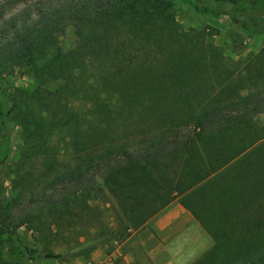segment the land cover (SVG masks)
<instances>
[{"label": "trees", "instance_id": "1", "mask_svg": "<svg viewBox=\"0 0 264 264\" xmlns=\"http://www.w3.org/2000/svg\"><path fill=\"white\" fill-rule=\"evenodd\" d=\"M47 1L0 21V76L33 80L0 107L22 141L0 161V264L14 249L24 264L60 256L54 227L96 229L104 193L122 237L177 200L212 239L189 264H264V47L230 66L219 30L183 27L175 5L252 34L264 14L244 0Z\"/></svg>", "mask_w": 264, "mask_h": 264}, {"label": "rangeland", "instance_id": "2", "mask_svg": "<svg viewBox=\"0 0 264 264\" xmlns=\"http://www.w3.org/2000/svg\"><path fill=\"white\" fill-rule=\"evenodd\" d=\"M34 0H0V21L1 16L21 11L27 4ZM58 1V0H48ZM242 9L247 14H264V0H244L241 3ZM176 18L185 28L212 26L219 32L213 36L215 44L222 47L224 59L233 66L242 61L247 56L257 52L264 47V32L255 34L241 29L237 21L229 17L215 18L209 15L197 13L188 5L178 2L175 5ZM63 50H68L75 45V36L71 25H68L64 34L60 38ZM33 80L26 74L15 71L12 74L0 76V107L6 109L9 103V94L13 88H30ZM264 121V112L260 115ZM22 141L19 135V127L13 122L4 119L0 115V161L5 152H9L6 161L8 169L18 158ZM1 166V164H0ZM6 169V170H7ZM8 192L10 191V175L6 178ZM10 193V192H9ZM99 206V221L95 224L96 229L88 226L87 218L84 223H78L70 228L65 223L59 222L54 228L59 232L56 240L51 245L54 253L60 254L58 257L44 258L41 264H155L140 247L136 245V234L129 238L135 230H131L128 235L122 237L124 221H120L116 201L108 193H104L97 201H90ZM97 230V231H94ZM30 242L34 245L33 233L27 232ZM183 239L189 238L187 234L181 236ZM153 243V238L147 240V245ZM10 260L17 264H24L14 249L9 256Z\"/></svg>", "mask_w": 264, "mask_h": 264}, {"label": "crops", "instance_id": "3", "mask_svg": "<svg viewBox=\"0 0 264 264\" xmlns=\"http://www.w3.org/2000/svg\"><path fill=\"white\" fill-rule=\"evenodd\" d=\"M135 234L136 245L155 264H189L212 245L209 234L177 200L136 229L128 239ZM184 234L189 238L183 239ZM150 237L153 243L148 246Z\"/></svg>", "mask_w": 264, "mask_h": 264}]
</instances>
